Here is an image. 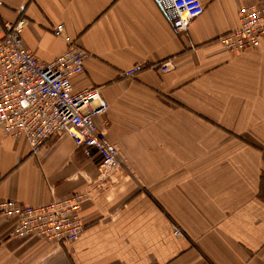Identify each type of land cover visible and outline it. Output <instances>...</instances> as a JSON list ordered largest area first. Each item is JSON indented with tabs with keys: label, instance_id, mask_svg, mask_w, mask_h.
Segmentation results:
<instances>
[{
	"label": "crops",
	"instance_id": "obj_1",
	"mask_svg": "<svg viewBox=\"0 0 264 264\" xmlns=\"http://www.w3.org/2000/svg\"><path fill=\"white\" fill-rule=\"evenodd\" d=\"M200 1L177 34L153 0H0V40L25 19L26 48L52 62L68 49L61 24L89 54L72 89L99 90L96 123L121 161L104 173L67 137L32 154L0 129V201L87 196L70 244L11 237L0 219V264H264V38L238 55L216 41L258 0Z\"/></svg>",
	"mask_w": 264,
	"mask_h": 264
},
{
	"label": "built area",
	"instance_id": "obj_2",
	"mask_svg": "<svg viewBox=\"0 0 264 264\" xmlns=\"http://www.w3.org/2000/svg\"><path fill=\"white\" fill-rule=\"evenodd\" d=\"M153 2L177 34L185 33L204 13L200 0ZM237 20L235 30L216 39L222 50L234 55L258 47L264 38V0L240 5ZM25 24V19L9 24L0 40V129L10 137H24L32 154L51 139L67 137L84 157H98L102 171L118 168L117 149L96 123L107 112L108 104L98 89H72L71 79L83 72L89 54L74 44L59 24L52 34L63 39L68 49L54 61L43 62L24 44ZM173 66L171 60L166 61L159 71L167 73ZM141 70V65H134L123 76L133 79ZM86 200L85 193L53 198L40 206L4 200L0 201V219L11 221V237L43 239L56 246L70 244L84 229L79 211ZM179 233L174 230L175 235Z\"/></svg>",
	"mask_w": 264,
	"mask_h": 264
},
{
	"label": "rangeland",
	"instance_id": "obj_3",
	"mask_svg": "<svg viewBox=\"0 0 264 264\" xmlns=\"http://www.w3.org/2000/svg\"><path fill=\"white\" fill-rule=\"evenodd\" d=\"M113 171V170H112ZM104 172V171H103ZM109 172H111V171H109ZM109 172H104V173H109Z\"/></svg>",
	"mask_w": 264,
	"mask_h": 264
}]
</instances>
